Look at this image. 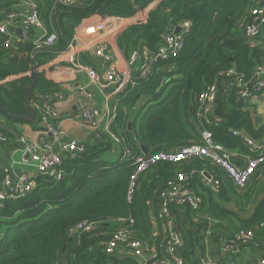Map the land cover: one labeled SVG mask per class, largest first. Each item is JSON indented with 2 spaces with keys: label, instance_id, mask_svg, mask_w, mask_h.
Returning <instances> with one entry per match:
<instances>
[{
  "label": "trees",
  "instance_id": "16d2710c",
  "mask_svg": "<svg viewBox=\"0 0 264 264\" xmlns=\"http://www.w3.org/2000/svg\"><path fill=\"white\" fill-rule=\"evenodd\" d=\"M35 1L42 32H29V41L15 50L6 46L10 35L0 33V83L14 78L0 84V104L14 115L27 114L24 88L30 81L29 72L34 64L42 68L34 95H51L58 91L56 82L48 80L45 74L53 72V67H44L68 49L75 30L84 20L93 17L133 19L117 39L128 61L132 54L137 55L143 49L155 53L170 26L189 21L191 28L182 51L177 56L157 61L144 79L132 75L117 94L115 123L118 128L125 127L123 135L129 147L136 152L143 147L145 154H151L177 149L197 139L199 130L196 124L189 122V116L198 94L214 83L219 84L216 115L221 122L208 126L213 139L229 150L240 151L245 150L243 142L232 135L233 129H242L252 138L264 140V126L254 128L250 114L238 109L233 97L228 99L220 94V84L226 81L220 77L221 73L234 67L248 77L254 65L261 63L259 53L248 48L238 25L247 11L262 0H161L158 3V0H79L71 6L55 0ZM20 3L21 0H0V10L5 14L15 13ZM156 3L143 18L138 16ZM53 32L57 34L56 45L36 49L32 42L34 37L38 38L35 42L39 45ZM16 55L24 60L11 61ZM113 131L117 132L114 128ZM112 148V144L89 146L75 160L63 161L59 181L40 177L30 194L3 202L0 264H137L135 260H119L104 254L101 243L115 230L114 221L133 219L134 239L153 244L159 253L161 237L151 238V212L158 210L159 195L178 173L189 175L187 185L192 188L196 177L190 173L199 171L213 174L221 184L217 196L211 189L199 185L202 205L194 217L187 208L172 209L185 243L186 264H194L206 253L204 238L210 230L217 235L224 231L226 242L240 230H252L257 244L251 243L247 248L259 252L260 246L256 245L264 243V227L260 228V224L264 226V197L249 219H242L225 207L233 204L237 210L244 211L254 199L255 187L237 194L229 180L210 162L192 158L181 163H157L140 174L128 202L135 167L121 158H106ZM254 177L258 178L256 174ZM4 178L6 174L0 172V180ZM86 221L98 225L79 240L67 237L70 228ZM211 221L214 224L211 225Z\"/></svg>",
  "mask_w": 264,
  "mask_h": 264
},
{
  "label": "built area",
  "instance_id": "2783aa9c",
  "mask_svg": "<svg viewBox=\"0 0 264 264\" xmlns=\"http://www.w3.org/2000/svg\"><path fill=\"white\" fill-rule=\"evenodd\" d=\"M78 1L55 0L56 3L65 6L75 5ZM21 4L23 8L19 12L5 14L3 10H0V16H3V19L0 20L1 34L9 36L8 28L14 27L16 23L25 33L43 29L36 1L21 0ZM145 11L139 13L138 16L143 18L146 15L144 14ZM132 22L133 19L107 18L89 31L97 33L94 39L84 40L81 43V48L92 49L95 56L104 64L103 82L96 83V86L98 85V88L104 91L113 87L111 96L115 95L116 92L119 93L120 89H124L132 76L129 75L128 77L126 70L121 69L120 64L115 60L111 51L109 36H112V31L118 32L120 29H125ZM262 27H264V6H260L259 3L247 11L238 25V29L242 32L244 40L252 52L259 47L258 38ZM190 28L189 21H182L177 27L170 26V30L165 33L162 44L155 53L152 54L143 49L141 53L135 55V59L140 61V65L134 76H137L138 79H144L150 74L152 66L157 61L177 56L184 47V40L189 34ZM57 41V34L53 32L46 35L45 40L39 45L36 43L37 40L35 42L36 49H40L42 46L45 48L53 47ZM74 42L76 41L73 40L65 51V55H68L70 61L76 54ZM10 43L12 42L9 39L6 41V46L8 47ZM92 74L93 72L90 75ZM220 77L226 80L220 84L222 97L228 99L233 97L235 100L243 99L245 107L249 100L264 90V63L255 64L248 77L237 72L234 67L221 73ZM218 95L219 84L214 83L205 86L195 99L189 122L193 125L196 124L199 130L197 139L177 149L160 150L151 154H145L142 149L140 152H136L135 148L129 147L123 135L125 127H120L118 133L110 130L111 124L118 116L117 106L114 104L105 107H85L81 110L79 120L83 126L89 127L97 133L98 138L100 137L101 146L105 147L111 143L123 145L119 159L129 162L132 167H135L127 193L128 202L131 201L135 188L134 182L140 174L145 173L157 163H181L192 158H200L210 162L212 167L229 179L238 191L244 192L256 172L264 168V140L254 139L242 129L231 130L232 135L241 138L243 142L245 154L240 153L241 155L236 154L238 151H231L217 143L208 126L221 122V119L216 115ZM35 96L39 97V102L35 104L37 122L39 125H47L48 121L56 116L55 108L50 101L51 96ZM57 98L63 99L64 95L58 94ZM253 116L251 120L254 123L257 115L254 118ZM262 121L264 126V111ZM254 128L257 129V125H254ZM46 133L49 137H45L36 145L27 146L22 156V164L33 168L37 176L34 177L27 172L18 175L15 180L5 179L0 185V207L6 200L18 199L30 194L35 189L40 177L59 181L62 177L61 166L63 161L65 159L75 160L86 152V146H82L76 141L60 142L59 134L52 129H47ZM6 141V136L0 134V142L5 143ZM190 176L202 178L214 194L219 193L221 182L213 174L199 171L191 172ZM188 180L189 175L178 173L175 180L169 182L160 193L157 212H151L153 229H155V233L157 232L151 238L155 240L161 237L158 245L160 254L157 248H151L149 242H140L134 239L132 230L134 221L131 218L114 221L115 230L106 241L101 243L104 254L117 258L122 257V260H135L138 264H186L183 253L185 243L176 227L172 209L187 208L191 212H198L201 208L202 199L188 188ZM97 225L95 222H82L70 228L66 235L70 239L79 240L83 234L93 231ZM263 227V224H260V228ZM256 242L254 231L240 230L232 240L223 242L222 251L237 254L241 247L247 248L249 244ZM256 246H260L258 264H264V243ZM201 264H214V262L208 255H204Z\"/></svg>",
  "mask_w": 264,
  "mask_h": 264
},
{
  "label": "crops",
  "instance_id": "0c3cea01",
  "mask_svg": "<svg viewBox=\"0 0 264 264\" xmlns=\"http://www.w3.org/2000/svg\"><path fill=\"white\" fill-rule=\"evenodd\" d=\"M159 1L161 0H158L157 3ZM157 3L148 7L144 14H147L149 10L154 9L157 6ZM22 8V4L20 3L18 12L21 11ZM102 21L103 20L100 17L86 19L75 30L73 40L76 42H74L73 45L76 48V54L74 55L73 59H71V61L69 60L68 55H65L64 52L44 67V69L53 67V72L45 73L46 78L50 81L56 82V84L58 85V91L50 95V101L55 108L56 116L51 118L48 121L47 125H39L37 119H35V121L31 123L15 122L10 118L8 119L6 116L0 114V127L4 128L3 130H0V134L6 136L7 138V141L5 143L0 142V172L6 174V178L0 180V185L5 179L15 180V178L21 173L28 172L32 176L34 175V177L37 176L33 168L26 167L22 164V156L24 153V149L27 146L36 145L45 137H49V135L46 133L47 129H52L53 131L57 132L59 134L58 137L60 142L76 141L80 145L86 146V148L89 146L93 147L96 144L100 145V137L98 138L97 133L91 130L89 127H85L82 125L79 120V115L81 113V110L85 107H105L107 105H112L117 101L116 97L118 92H116L115 95L111 96V88L110 90L108 89L104 91L100 90L98 88V85L96 86V83L103 82L105 75L104 64L95 56L92 49L81 48V43L84 42V40H91L97 36L96 32L89 31L96 25L100 24ZM14 27L19 28V24L16 23ZM123 30L124 29H120L118 30V32L112 31V36H109V39L111 44V51L114 55L115 60L120 64L121 69L126 70V73L129 77V75L132 76L136 74L137 69L140 65V61L138 59H135L134 54H132L129 61L126 60L122 51L119 49L117 45V39L123 32ZM39 31L42 32L43 29ZM26 34L28 36V33ZM43 34H41L40 37H43ZM9 35L10 41L14 45L20 42V38L16 34ZM36 39L38 38L35 36L32 42L35 43ZM27 41H29V36L24 43H26ZM258 42L259 47L256 51L260 55L261 62L264 63V27L261 28ZM91 72H93L92 75H90ZM87 76L89 77V79ZM13 79L14 78L11 77L6 81L1 82L0 84L11 81ZM122 89L120 90L122 91ZM58 94L64 95V98L58 99ZM35 98L36 101L32 102V106L34 108L35 104L39 102V97L35 96ZM249 101H254V103L251 106H249V104L247 103L245 107L243 106L242 108H237L248 112L252 118L253 114L254 116L258 114V110L264 111V109H260V106L264 105V90ZM254 125H257V127H261L263 126V121H259L258 123H256L254 120L253 126ZM113 128L116 129L117 132H114ZM110 130L114 133L119 132L118 125L115 123V121L111 124ZM127 130L129 131L128 128ZM111 144L113 147L112 151H110V154L107 155L106 158L113 160V156L115 157L116 155L118 158L121 156L123 145H115L113 143ZM231 151H238V153L236 154L239 155H241L240 153L245 154V150ZM256 176H258V178L253 177L248 185L247 190L244 192L238 191L228 179L237 194L242 195L250 188L252 189L253 187H255L254 199L244 211L237 210L233 204L225 205L226 208L234 211L242 219H249L255 211L257 203L264 197V169L258 170ZM199 185L208 188V186H206L207 184L202 178L196 177L195 182L193 183V186L192 188H190V190L198 196H200L199 193L201 191ZM218 194L215 195L217 196ZM173 213L174 219L176 220L175 212ZM190 213L192 217H194V214H196L197 212ZM212 224H214V222L211 221V225ZM153 234L154 236L157 234V232L155 233V229H153ZM225 234L226 233L224 231H220L219 235H217L210 230L206 233V236L204 238L206 248V253L204 255H208V257L212 259L214 264L259 263V252H256L251 248L241 247L237 254L223 252V242L226 241ZM151 246V248H156V246H154L153 244H151ZM203 256H199L196 259L195 264H201V259ZM118 259L122 260L123 258L118 257Z\"/></svg>",
  "mask_w": 264,
  "mask_h": 264
},
{
  "label": "water",
  "instance_id": "95a60500",
  "mask_svg": "<svg viewBox=\"0 0 264 264\" xmlns=\"http://www.w3.org/2000/svg\"><path fill=\"white\" fill-rule=\"evenodd\" d=\"M260 6H264V0L260 2ZM8 32L9 34H16L20 38V42L18 44L14 45L13 43H10L8 48H10L11 50L22 48L24 46L25 40L28 37L27 34L20 27L19 28L9 27ZM19 60H24V58H20V56L18 55L11 58V61H14V62H17ZM39 74H40V68L37 64H34L31 67V70L29 72L30 81L28 84H26L24 88V107L27 111V114L26 115H14L11 111L5 109L1 104H0V114H2L3 116H6L7 118H10L11 120L15 122L31 123L35 121L37 112H36V109L32 106V102L36 101V98L33 93V89L35 88L37 84ZM111 89H113V87H111ZM235 103L238 108H242L245 105V102L243 99H236ZM253 103L254 101L248 102L249 106H251ZM260 109H264V105H261ZM262 114H263V111L258 110V114L255 118L256 123H258L259 121H262V118H261ZM130 128H131V123L128 124V129L130 130ZM3 129L4 128L0 127V130H3ZM141 149L145 153V149L143 147Z\"/></svg>",
  "mask_w": 264,
  "mask_h": 264
},
{
  "label": "rangeland",
  "instance_id": "374dc122",
  "mask_svg": "<svg viewBox=\"0 0 264 264\" xmlns=\"http://www.w3.org/2000/svg\"><path fill=\"white\" fill-rule=\"evenodd\" d=\"M35 32H36V34H39L40 33V31L39 30H35ZM118 157L115 155V157L113 156L112 157V159L113 160H115V159H117ZM256 198V197H255ZM245 213H246V211H245ZM243 214V213H242ZM196 261V260H195ZM195 264V263H194Z\"/></svg>",
  "mask_w": 264,
  "mask_h": 264
}]
</instances>
